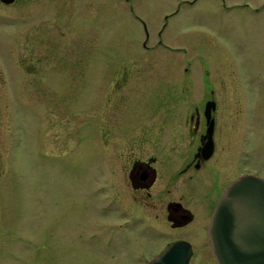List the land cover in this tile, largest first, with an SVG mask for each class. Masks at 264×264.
Returning <instances> with one entry per match:
<instances>
[{
  "label": "rangeland",
  "instance_id": "obj_1",
  "mask_svg": "<svg viewBox=\"0 0 264 264\" xmlns=\"http://www.w3.org/2000/svg\"><path fill=\"white\" fill-rule=\"evenodd\" d=\"M43 3L0 4V264H145L167 241L198 243L202 234L171 229L160 211L141 214L124 191L112 201V183L94 162L95 119L78 112L94 105L102 59L147 51L146 33L148 44L158 42L164 14L176 10L162 36L187 49L197 82L225 58L245 80L240 97L252 106L239 135L254 136V167L264 175V0H56V20L33 28ZM87 28L93 46L79 50L74 37ZM42 33L63 36L60 45L45 48ZM78 51L95 62L79 64ZM37 57L50 58L46 90L39 71L25 70V58ZM204 248L190 264H216Z\"/></svg>",
  "mask_w": 264,
  "mask_h": 264
},
{
  "label": "flooded vegetation",
  "instance_id": "obj_2",
  "mask_svg": "<svg viewBox=\"0 0 264 264\" xmlns=\"http://www.w3.org/2000/svg\"><path fill=\"white\" fill-rule=\"evenodd\" d=\"M17 1L0 0V4L13 5ZM53 1L56 2L45 0L40 6L41 19L32 20L36 24L29 20L30 26H51L56 20ZM175 12L164 14L158 42L148 44L146 33L142 45L147 51L112 52L102 59L94 105L78 115L87 112L89 118L95 119L94 162L100 164L99 171L112 183V201L127 197L136 203L141 214L144 209L151 210L156 218L161 212L165 225L171 229L199 238L202 234L198 243L189 241L190 264L195 252L204 247L211 252L206 229L224 188L243 173L264 175L254 167V136L239 135L240 122H249L252 106H246L248 100L240 97V86L246 93L245 80L225 58L211 71L204 63L198 83L191 60L186 59L187 49L162 36ZM28 15L31 17V12ZM55 27L59 30L58 23ZM83 29H77L74 37L78 38L75 43L80 44L79 50L94 43L89 28L87 35ZM39 35L38 41L45 48L49 43L59 46L63 37L56 36L54 40L47 33ZM26 36L36 38L32 31ZM51 53L46 51L45 57H52ZM80 54L78 51L79 64L95 62L94 53L88 52L86 57ZM49 59L42 62L39 57L25 58L26 72L39 71L45 90L52 86L48 83L52 77V71L48 73ZM244 144L252 147H241ZM141 214L135 212L138 218Z\"/></svg>",
  "mask_w": 264,
  "mask_h": 264
},
{
  "label": "water",
  "instance_id": "obj_3",
  "mask_svg": "<svg viewBox=\"0 0 264 264\" xmlns=\"http://www.w3.org/2000/svg\"><path fill=\"white\" fill-rule=\"evenodd\" d=\"M206 232L216 264H264V178L243 173L231 181L218 198ZM191 253L189 241L175 239L145 264H188Z\"/></svg>",
  "mask_w": 264,
  "mask_h": 264
}]
</instances>
